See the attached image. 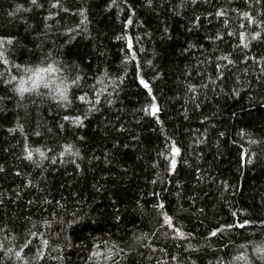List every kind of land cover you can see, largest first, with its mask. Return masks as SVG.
Masks as SVG:
<instances>
[{"label":"trees","instance_id":"1","mask_svg":"<svg viewBox=\"0 0 264 264\" xmlns=\"http://www.w3.org/2000/svg\"><path fill=\"white\" fill-rule=\"evenodd\" d=\"M51 2L55 0H38L44 5L41 9L34 8L30 0H0V40H12L4 44L9 64L0 63V73L4 74L0 77V165L5 169L0 172V229L7 227V232L0 230V242L4 244L0 264H20L14 252L5 255V249L17 251L29 241V248L22 254L31 261L41 245L40 237L30 236L28 230L46 232L42 221L50 218L52 208L42 202L61 197L65 198L61 203L70 205L66 218L71 220L74 211L79 218L64 225L71 246H62L61 259L46 258L42 264H105L99 241L101 256L89 259L93 237H111L124 248L131 264H150L146 259L150 255L167 259L159 251L153 254L149 247L179 254L171 230H167L168 239L161 234L162 217L153 208L159 201H163L165 211L178 218L177 226L193 233L190 242L200 245L184 255L190 254L197 264H245L232 260L241 251L252 255L251 246L241 249L239 245L264 240L260 223L264 220V61L260 60L264 56V34L261 40L247 36L248 49L231 48L239 62L225 70L226 79L198 88L196 93L188 92L187 85H204L215 79L213 63L201 61L209 60L210 53L219 56L230 45L238 44L236 37L226 32H221L222 41L205 39L225 27L208 13L223 7L229 13V32L259 31L264 27L259 23L264 19V0H247V6L245 0H199V6L189 3L178 8L179 14L169 9L181 0H153V8L146 5V0H60L56 9L50 8ZM17 5L22 6L19 11ZM64 8L69 11L65 13ZM81 8L86 16L82 28L87 31L75 27L81 23ZM49 11L57 15L41 22ZM242 11H248L258 23H248L239 15ZM192 16L202 17V26L190 23ZM44 23L51 27L45 29ZM66 27L74 32H66ZM126 37L133 38L134 60L126 48ZM190 43L196 48L185 52ZM49 53L48 62L56 67L76 64L82 68L89 84L92 76L104 71L110 77H123L115 106L110 110L103 106L88 116L84 127L72 128L62 118L79 114L76 108L68 111L50 97L41 100L35 93L20 101L2 80L20 73L16 64L35 67ZM149 60L152 64L147 63ZM138 72L149 82L161 108L157 114L160 123L141 111L150 105L151 97L139 84ZM50 75L60 80L74 74L62 71ZM104 83L111 90L110 83ZM39 91L48 93L51 89L41 86ZM61 123L66 126L63 131L59 129ZM121 125L123 132L117 131ZM36 131L41 135L36 136ZM80 136L84 141L76 140ZM69 142L76 143L80 156L58 157ZM170 142L182 149L183 159L176 158L174 172L166 171ZM23 144L51 149V155L57 157L55 164L50 159L40 165L24 159ZM197 166L206 177L199 182V173L194 171ZM17 171L21 174L16 175ZM29 179L33 181L31 186H27ZM225 183L227 186L221 187ZM72 193H76L78 202H73ZM189 196L194 197V204ZM29 201L35 203L30 205ZM178 207L187 211L177 212ZM233 212L237 213L235 217ZM115 215L120 216L119 221ZM29 217L35 228L26 220ZM244 219L253 223L241 229L238 224ZM227 224L233 227L225 228L217 237L208 235L215 227ZM53 230L58 231L59 226ZM5 235L11 239H5ZM135 236L141 237L140 243H134ZM129 245L134 246V252H128Z\"/></svg>","mask_w":264,"mask_h":264},{"label":"snow or ice","instance_id":"2","mask_svg":"<svg viewBox=\"0 0 264 264\" xmlns=\"http://www.w3.org/2000/svg\"><path fill=\"white\" fill-rule=\"evenodd\" d=\"M31 4L34 8H43V4H39L38 0H30ZM115 0H113V3ZM207 2V0H206ZM257 3H260V0H256ZM199 6V0H181V3L179 5H173L172 8L169 9V12H174L176 14H179L177 11L180 7H187L188 4ZM146 5L149 8H153V0H146ZM112 5L110 4L109 7ZM245 6H247V0H245ZM22 6L17 5V11L20 10ZM60 7V0H55V2L50 3L51 9H56ZM215 7V4L213 5ZM30 11V10H29ZM63 11L67 13L69 10L67 8H64ZM192 11H195L193 8ZM238 11V9H237ZM85 10L83 8L80 9V16L82 17L81 23L76 24V29H81L82 31H87L86 28H82L83 24H86V16L84 15ZM186 14V13H185ZM9 16H13L14 13H8ZM57 14L54 11H49L48 15L43 17L44 21L51 20L53 17H55ZM209 16H214L219 19V22L224 25L225 27L219 31H217L214 35L206 36L205 39H210L212 41H222L223 35L221 32H226L229 37H236L238 40V44L230 45L227 51H225L223 54L217 56L215 52L210 53L209 60L201 61V63H209L210 61L213 63V75L216 77L215 79H209L208 84L204 85H197L194 83H189L187 85V91L191 93H196L198 88H206L209 87L211 84H215L218 80L226 79L225 70L227 68H230L233 64H236L239 62V56H236L234 52L231 51V48H237V49H248L249 48V42H247L246 37L250 36L251 40H261L262 34H264V27H261L259 31H252L248 32L245 31H238V32H229L227 31L228 27L231 26V22L228 19L229 13L224 10L223 7H221L218 10H215L214 12L208 13ZM240 16H243L248 23L256 25L258 21L249 14L248 11H242L239 12ZM62 19V17H61ZM190 23H193L194 26H202V17L200 16H192L189 17ZM129 23H131V20H129ZM259 23L264 24V19H262ZM51 27L50 24L44 23V28L49 29ZM65 31L68 33H73L74 29L71 27H66ZM164 33H168L167 27L164 28ZM127 44L126 48L129 53H131V59L136 58V53L133 51V38L132 37H126ZM8 43L11 44L12 40L8 39L7 41L0 40V63L3 65H8L9 60L5 56V49L4 44ZM37 47H40L37 45ZM203 46H201L202 48ZM196 48L195 44H188V47L184 49L185 52H188L190 49ZM244 55L243 53H241ZM259 55V54H258ZM51 54L49 53L47 56H44L41 59V63L39 65H36L35 67L31 66L30 64H16L15 68L20 70V73L17 75H11L10 78L3 79L2 82L4 85L8 86L12 92L15 95L19 96L20 101H24L25 99L32 96L33 93H35V96L41 100H44L45 97H50L51 100H55L58 102V107H63L67 109L68 111H72L73 108H76L79 114L74 115H64L63 121L68 122V126L72 128L77 127H84L85 121L88 119V116L99 112L101 108L105 105L108 106V110H110L112 107L115 106L117 99L119 98V92L121 90V85L123 84V77L116 76V77H110L109 73L107 71H104L99 74V76H92L91 80L92 83H88V77L86 73H83V69L80 68L76 64H65L63 68L56 67L53 63H49V57ZM235 56V59L232 57ZM129 59V56H125V60ZM244 59L247 60V55H244ZM261 61H264V56L260 57ZM148 64H152V61H147ZM46 66H42L45 65ZM62 71H68L73 73L74 75L71 77H63L61 80V83L64 84V87H58L56 89V92H48L44 93L39 91L40 85L43 84L44 88L49 89V84L51 82V79H54L50 74L53 72H62ZM264 71V70H262ZM22 73V74H21ZM83 73V74H82ZM3 73H0V77H3ZM159 73H154V76H158ZM137 76L139 78V84L143 86L144 89L148 90V94L151 97V103L150 105H146L141 111H143L146 115L152 116L156 118V122L160 123L157 114L161 111V108L156 103V97L152 94V88L149 85V82L146 81L139 72L137 73ZM203 79V77H200ZM190 79V77H189ZM108 81L111 85V90H109V87L105 85V81ZM21 81H24L27 83L28 81H32L34 83L33 88H22L20 87ZM100 85V86H98ZM25 94H28V97L25 96ZM35 103V100L32 101ZM79 102V103H77ZM195 107L199 108L200 105L196 104ZM207 119V117H205ZM117 123H119V120H117ZM65 124L61 123L59 125V129L63 131L65 129ZM48 132H51V129L47 130ZM117 131L123 132L124 126L121 125ZM36 136H40L41 133L39 131H36L34 133ZM243 134V132L241 133ZM224 133L221 132L220 136H223ZM77 141H84V137H76ZM200 141H195V143H199ZM252 143H256V141H251ZM115 146V145H114ZM170 149V153L168 156H165V161L167 163L166 171H175L177 168V157L181 156L182 149L181 147H178L176 142H170L168 145ZM23 154L24 159L31 161L33 164L40 165L46 160H51L53 164H55L57 157L52 156V150L51 149H42L40 147L37 148H31L28 144H23ZM47 152V154H46ZM35 154V156H34ZM66 155H71L74 157L80 156L79 149L76 148V143L69 142L65 143L63 145V149L58 153V157H64ZM163 155V154H162ZM35 157H38L39 159H36ZM93 159H99V157H93ZM181 159L183 157L181 156ZM76 168L79 169L80 165L76 163L75 160L72 161ZM105 162H108L107 159ZM185 164H187V160L183 161ZM250 162V161H249ZM5 171L4 166L0 165V172ZM194 171L196 173H199L197 176V182H199L201 179L206 178L204 172L197 166ZM21 173L19 171L16 172V175H20ZM153 183H156L155 180L152 181ZM33 181L29 179L27 181V186H31ZM226 183L222 184L221 187H226ZM99 190V189H98ZM73 197V202H78V198L76 193L71 194ZM150 195H153L154 197H158L159 193H150ZM64 197H61V200H64ZM61 200H43V204H47L52 208V212L50 213V218L43 219V224L45 228L47 229L46 232H40L37 231H31L28 230L29 235L32 237H40V245L41 247L36 250V252L32 255L31 261L27 259L26 255L22 254L24 253L25 248H29L31 241H29L28 244L24 246V248H21L20 250L14 251L11 248L5 249V255L13 254L15 257L20 261V264H32V262H36V264H42V262L46 258H50L52 260H60V252L62 251V246H71L69 243V240L66 235H64V225L75 223L76 220L79 218L78 212L72 213V219L68 220L66 217L68 215V207L70 205H66L65 203H61ZM188 200H191L192 203H195V199L192 196L188 197ZM2 203V201H0ZM35 203L34 201H29V204ZM137 205L142 209L143 205L139 204V201L136 202ZM153 208L157 211V215L162 217V224L160 225L161 234L164 236L165 239L169 238V232L167 230H171V239L173 241V246L177 248V252L179 254H172L170 251H165L164 248H151L149 247V250L154 254L155 252L159 251L162 253L163 256H166L167 259H157L155 255H150L146 257V259L150 262L155 260V264H197V261L191 258V255H184V253H188V251L191 249L193 252L198 250L200 248V245L197 243L196 245H193L191 241V237L193 235L192 232H185L182 230V226L178 225V218L170 215L167 211H165V205L163 201H159L153 205ZM177 212H185L187 211L183 207H178L176 209ZM199 212H203V209H197ZM118 212V210H117ZM237 213L233 212L232 216H236ZM115 219L117 221L120 220L119 215H115ZM28 223L32 224V227L35 228L36 224L32 223L31 218H26ZM253 223V221L249 219H244L242 223L238 224V227L243 229L247 225ZM261 226L264 227V220L260 221ZM59 226L58 231H54L53 229ZM232 224L222 225L215 227L213 230L208 232L209 236L217 237L218 235H221L225 228H232ZM5 232H7V227L4 229H0ZM147 235V234H142ZM155 235V233L153 234ZM5 239H11V237L5 235ZM93 243L90 245L91 248V254L89 256V259H92L93 257H100L101 252L98 250V244L97 241H99V244L103 246L104 252H103V260L105 261V264H108L109 261H111V264H125V262H128V264H131V260L128 254L124 252V248L120 246L119 243L112 241L111 237L108 239L104 238H97L93 237ZM141 237L135 236L134 237V243H140ZM176 241H181L180 244H176ZM184 243H187V248H184ZM251 246V252L252 255H248L247 253L241 251L238 256H235L232 258L233 262L237 260H243L245 264H262L264 262V240H262L260 243H256L255 241H249L247 244H241L239 247L241 249H244L246 247ZM4 244L0 242V248H3ZM135 251L134 246L129 245L128 246V252L132 253ZM55 252L56 255L48 256L49 253ZM141 257H143V253H139ZM120 257L119 260H117V257ZM211 264V262H209ZM221 264H224L223 261H221Z\"/></svg>","mask_w":264,"mask_h":264},{"label":"clouds","instance_id":"3","mask_svg":"<svg viewBox=\"0 0 264 264\" xmlns=\"http://www.w3.org/2000/svg\"><path fill=\"white\" fill-rule=\"evenodd\" d=\"M54 77V79H51V82L49 84V89H51V92L55 93L56 92V89L58 87H64V84L61 83V80H57V78L55 76H52ZM35 85L32 81H28L27 83H25L24 81H21L20 83V87L22 88H33ZM41 86H44L43 84L40 85Z\"/></svg>","mask_w":264,"mask_h":264}]
</instances>
